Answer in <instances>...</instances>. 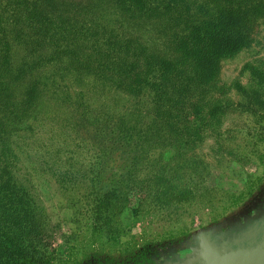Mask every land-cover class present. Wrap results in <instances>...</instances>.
<instances>
[{"label":"trees","instance_id":"1","mask_svg":"<svg viewBox=\"0 0 264 264\" xmlns=\"http://www.w3.org/2000/svg\"><path fill=\"white\" fill-rule=\"evenodd\" d=\"M108 2L87 0L72 11L73 2L68 0H0V264L39 261L29 255L30 250L37 252L32 246L40 240L39 231L28 223L15 224L25 221L29 203L23 186L12 182V173L16 147L31 136L23 134L42 119L41 107L47 101L69 109L76 127L91 124L97 132L95 142L111 146L110 155L121 147L120 157L130 162V188L138 183L144 189L157 177L163 181L154 184L156 195L171 201L179 185L166 169L186 168L189 158L195 160L189 152L203 141L205 116L226 106L224 95L230 88L219 79L222 63L250 47L264 24V0H113V7ZM116 11L140 36L117 33L109 24ZM96 13L103 18L95 20ZM147 26L155 37L142 36L149 31ZM16 44L32 45L25 51L28 60L17 68ZM82 45L87 54L82 55ZM45 47L50 50L47 61L60 55L70 60L61 77L77 83L72 96L63 90L71 84L54 87L55 81L47 80L51 73L37 71L45 62L38 58ZM81 78L85 85L78 83ZM18 86L23 87L21 92ZM99 87L102 95L106 88L113 92L119 104L113 108L87 103L86 91L96 97ZM129 145L136 150L128 152ZM143 159L153 162L145 173L139 164ZM174 159L178 162L172 165Z\"/></svg>","mask_w":264,"mask_h":264},{"label":"rangeland","instance_id":"2","mask_svg":"<svg viewBox=\"0 0 264 264\" xmlns=\"http://www.w3.org/2000/svg\"><path fill=\"white\" fill-rule=\"evenodd\" d=\"M68 1L73 2V11L87 0ZM108 4L113 7V0ZM40 6L45 7L44 1ZM73 13L83 16L80 11ZM115 14L109 24L120 36H140L122 21L124 17L118 11ZM92 16L95 20L103 18L101 13ZM147 28L149 31L142 36L155 37L153 28ZM17 45L13 54L15 68L28 60L26 49H32V45ZM86 48L82 45V55L87 54ZM44 50L38 58L45 62L37 71L51 73L46 74L47 80L55 81L54 87L71 84L63 90H70L72 96L77 83L61 77L70 60L60 55L47 61L50 50ZM89 52L95 54L94 50ZM219 79L230 88L224 95L226 106L205 116L203 141L189 152L196 161L189 158L186 168L166 167L179 185L171 201L156 195L157 177L144 189L138 183L130 188V162L120 157L121 147L110 155L107 152L111 146L95 142L97 132L91 124L76 127L69 109L47 101L41 107L42 119L34 123L32 131L23 134L24 138L31 136L18 144V156L13 162L12 182L19 188L23 186L24 199L29 203L23 213L25 221L20 219L15 224L28 223L40 233V240H34L32 246L37 252L30 250L29 255L38 258V264H147L156 257L164 264L180 252L193 254L189 244L204 249L213 237V229L236 221L241 211L264 191V24L250 47L222 63ZM82 81L83 78L78 83L85 85ZM22 90L18 86L17 91ZM97 90L96 97L86 91L83 98L87 103L113 108L119 104V98L109 89L104 95L102 88ZM127 99L126 96L124 100ZM140 107L147 109L142 104ZM126 149L136 150L131 145ZM175 162L178 160L174 159L172 165ZM149 163L153 162L143 159L139 163L143 173ZM15 262L20 264L16 259Z\"/></svg>","mask_w":264,"mask_h":264},{"label":"flooded vegetation","instance_id":"3","mask_svg":"<svg viewBox=\"0 0 264 264\" xmlns=\"http://www.w3.org/2000/svg\"><path fill=\"white\" fill-rule=\"evenodd\" d=\"M226 224L227 225H219V227L213 229L211 234L213 237L208 244L204 245V249L209 250V252L225 248L234 249L235 245H237L242 238H245L247 243H252L250 241H261L264 243V191L258 198H255L243 212L241 211L236 221H231ZM188 247L190 251L193 250V254L185 252L184 255L183 252H180L175 259L165 261L164 264H176L190 257H194L196 255V250L201 248V245L194 247L193 244H189ZM170 251H172V249L168 250L165 255H168ZM147 264L161 263L159 257H156L154 262Z\"/></svg>","mask_w":264,"mask_h":264},{"label":"water","instance_id":"4","mask_svg":"<svg viewBox=\"0 0 264 264\" xmlns=\"http://www.w3.org/2000/svg\"><path fill=\"white\" fill-rule=\"evenodd\" d=\"M250 242L242 238L234 249H199L194 257L176 264H264V243Z\"/></svg>","mask_w":264,"mask_h":264}]
</instances>
